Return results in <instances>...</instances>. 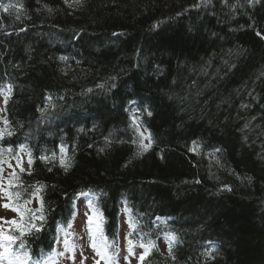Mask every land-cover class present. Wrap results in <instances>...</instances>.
I'll return each mask as SVG.
<instances>
[{
  "label": "trees",
  "instance_id": "obj_1",
  "mask_svg": "<svg viewBox=\"0 0 264 264\" xmlns=\"http://www.w3.org/2000/svg\"><path fill=\"white\" fill-rule=\"evenodd\" d=\"M0 94L28 264L84 191L110 253L123 204L129 249L171 247L142 264H264V0H0Z\"/></svg>",
  "mask_w": 264,
  "mask_h": 264
},
{
  "label": "rangeland",
  "instance_id": "obj_2",
  "mask_svg": "<svg viewBox=\"0 0 264 264\" xmlns=\"http://www.w3.org/2000/svg\"><path fill=\"white\" fill-rule=\"evenodd\" d=\"M2 96L3 94H0V102H2ZM131 113L134 115L133 111H131ZM0 116L3 117L4 114L1 113ZM135 126H138L139 128L138 133L140 141L143 144L148 145L149 140L143 138L148 137V134L146 130L140 126L138 119H136ZM140 133H143V137H141ZM19 159L22 167L28 169L29 162L24 150H19ZM9 165H12V167L10 168ZM16 165L17 161L12 157L9 158L8 164H1L3 168L2 177L4 188L7 184L6 180L12 178L9 176V173H11L13 169L15 171L20 170ZM92 198V195L86 193L80 194L76 198V212L71 219L69 226L58 231L53 251L41 264H96V261H99V264H106V261L101 259L91 247V244L95 241L97 247L100 248L101 251H106L104 237L99 226L101 218L100 213H98L91 201ZM35 202L34 199L30 204V208L36 207ZM4 203H7L5 194L4 192H0V205ZM0 217H3V220L0 221V226L6 230L9 225L5 221L14 219L16 215L13 211L0 207ZM89 217L92 218L91 222H89ZM128 229L127 216L124 205L122 204L119 217L118 248L111 254L106 251L107 256L112 258L108 261V264H140L139 257L144 252V249L139 245H132L130 247L131 249L127 247L126 237ZM65 242H67V245ZM147 245H156L162 252H166L169 247L168 241L161 238H158ZM5 246L6 242L0 241V264H9V261L14 259L11 250L5 255Z\"/></svg>",
  "mask_w": 264,
  "mask_h": 264
},
{
  "label": "snow or ice",
  "instance_id": "obj_3",
  "mask_svg": "<svg viewBox=\"0 0 264 264\" xmlns=\"http://www.w3.org/2000/svg\"><path fill=\"white\" fill-rule=\"evenodd\" d=\"M67 2V0H66ZM4 11H8L9 8L13 7V5H3L2 6ZM6 102V99H5ZM151 113H149L150 115ZM136 117H133V125H136ZM5 124H7V121H5ZM137 131H139V128L137 126ZM8 135H11V133H8ZM141 137H143V133H140ZM145 139L149 140V144L145 145L141 142L140 147L146 151L148 147H150V142H151V137L150 135L148 137H143ZM21 150H23L24 146L21 145L20 146ZM9 151H11V149H9ZM63 151V149H62ZM31 156V154L29 153V157ZM42 159H47L46 157H42ZM0 163H5L4 161L0 160ZM61 166L64 167L65 171H67L68 168V164L66 163V161L64 159H61L60 161ZM31 165V159L29 158V166ZM9 167L11 168L12 165H9ZM16 167L20 168V171L23 172L24 168L22 167L20 161H17V165ZM2 173H3V169L0 168V192H4L5 196L8 198V200L10 201L9 203H4L2 205H0V207H3L4 209L7 210H11L13 212H16L19 216V219H12L9 221H5L10 228L8 230H5L2 226H0V241H4L7 242V245L5 246V255H7V253L10 251V245L12 243H15L18 239H20V237L25 236L26 234H30V232H26L25 228H24V217L25 214L28 213L31 215V230L30 231H40V227L37 226V224L34 222L36 220H43V216H36L35 212L31 209H27L26 205L30 204L31 201L30 200H26L24 202V206H14L13 203H11L13 196L12 193L8 191V188H12L15 187L17 185L13 184V180L12 179H8L7 184H8V188H4L3 187V177H2ZM9 176L18 180L19 177L17 176V174L15 173V170L13 169V171L11 173H9ZM40 191V189L36 190V193H34V195H38V192ZM16 197L17 199L19 198V193H16ZM41 203V208L37 209L35 211H42V200L40 201ZM23 209V210H22ZM91 217H89V222H91ZM3 220V217H0V221ZM11 231H18L19 232V237L18 236H14L12 234H10ZM67 245V242H65ZM129 245H131V241H129ZM155 245H149V246H145V245H140L141 248L144 249V252L140 255L139 260L142 264V262L144 261L145 257L149 254V249L150 247H154ZM21 247H24L23 243L21 242ZM91 247L93 248L94 251H96L97 255H99L101 257V259L106 261V264H108V261L110 259H112L111 257L107 256L106 251H101L100 248L97 247L95 241H93V243L91 244ZM107 246L105 245V248ZM169 253H171V247H169ZM27 254L25 253V256H14V259L12 261H9V264H28V260L26 258ZM127 259V258H125ZM174 259V257H173ZM96 264H99V261H96Z\"/></svg>",
  "mask_w": 264,
  "mask_h": 264
}]
</instances>
